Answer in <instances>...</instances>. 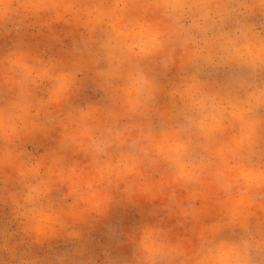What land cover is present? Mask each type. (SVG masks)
Listing matches in <instances>:
<instances>
[{"label":"clouds","instance_id":"1","mask_svg":"<svg viewBox=\"0 0 264 264\" xmlns=\"http://www.w3.org/2000/svg\"><path fill=\"white\" fill-rule=\"evenodd\" d=\"M59 23L78 32L68 59L21 38ZM12 33L0 54V205L18 230L0 226V264H42L20 234L71 241L54 264H97L77 225L134 197L163 199L197 243L159 224L126 241L109 227L132 249H102L103 264H264V0H0V39ZM88 80L99 102L74 103ZM57 128V148L27 150Z\"/></svg>","mask_w":264,"mask_h":264},{"label":"rangeland","instance_id":"2","mask_svg":"<svg viewBox=\"0 0 264 264\" xmlns=\"http://www.w3.org/2000/svg\"><path fill=\"white\" fill-rule=\"evenodd\" d=\"M49 15L45 14L42 19H48ZM17 38L16 33H12L0 39V54L6 52L8 46ZM21 38L35 55H41L46 59L49 57L68 59L72 42L78 38V32L74 27L59 23L53 24L51 30L47 27L24 29ZM175 71L176 69H173L167 78H161L165 86H167L168 80L174 78ZM94 88L95 86L91 80L86 81L82 92L73 97V102L80 104L99 102L102 93L95 91ZM61 131L62 129L57 128L47 138L38 135L35 141L25 146L29 152L38 157L46 151L58 147ZM74 158L81 159L82 157L77 156ZM164 202L163 199L149 201L145 197H134L132 203H114L106 217L96 220L90 219L85 224L77 225V229L82 233L83 239L81 242L86 246V254L95 256L97 264H103L104 257L101 250L104 248H110L116 255H130L132 245L127 242L117 245L109 237L108 228H114L126 241L127 235L144 224H159L170 229L174 237L176 235L187 236L195 245L197 243L195 233L188 231L191 225H185L183 228L177 227L176 218L169 217L166 211L160 210L159 206ZM219 215L220 210L218 208L214 209L210 216L204 218L203 222L210 223L212 220L218 219ZM0 226H4L12 232L18 230L17 222L12 217L10 205H0ZM15 239L18 241L23 239L24 242L20 245V250L26 249L32 256L38 257L42 264H54V253L64 251L72 243L66 237H57L42 244L34 243L31 239L22 237V234L17 235Z\"/></svg>","mask_w":264,"mask_h":264}]
</instances>
